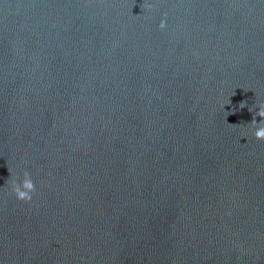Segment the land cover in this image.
Here are the masks:
<instances>
[{
    "label": "water",
    "instance_id": "95a60500",
    "mask_svg": "<svg viewBox=\"0 0 264 264\" xmlns=\"http://www.w3.org/2000/svg\"><path fill=\"white\" fill-rule=\"evenodd\" d=\"M260 104L264 0H0V264H264Z\"/></svg>",
    "mask_w": 264,
    "mask_h": 264
},
{
    "label": "clouds",
    "instance_id": "9594fccd",
    "mask_svg": "<svg viewBox=\"0 0 264 264\" xmlns=\"http://www.w3.org/2000/svg\"><path fill=\"white\" fill-rule=\"evenodd\" d=\"M159 27L161 30H164L167 27L166 22L162 20ZM240 106L241 109H243L244 102H241ZM257 108L258 110L256 111L255 116L252 118V124L256 125L255 139L257 141H264V104L258 105ZM257 117L260 118L259 123L256 122ZM11 191L17 201L21 203H31L36 188L31 176L25 172L22 180L19 183H17L15 180L12 181Z\"/></svg>",
    "mask_w": 264,
    "mask_h": 264
}]
</instances>
